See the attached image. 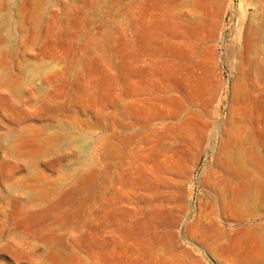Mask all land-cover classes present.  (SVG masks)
Listing matches in <instances>:
<instances>
[{
  "label": "rangeland",
  "instance_id": "374dc122",
  "mask_svg": "<svg viewBox=\"0 0 264 264\" xmlns=\"http://www.w3.org/2000/svg\"><path fill=\"white\" fill-rule=\"evenodd\" d=\"M0 264H264V0H0Z\"/></svg>",
  "mask_w": 264,
  "mask_h": 264
},
{
  "label": "bare ground",
  "instance_id": "6f19581e",
  "mask_svg": "<svg viewBox=\"0 0 264 264\" xmlns=\"http://www.w3.org/2000/svg\"><path fill=\"white\" fill-rule=\"evenodd\" d=\"M252 209H253V207H252Z\"/></svg>",
  "mask_w": 264,
  "mask_h": 264
}]
</instances>
